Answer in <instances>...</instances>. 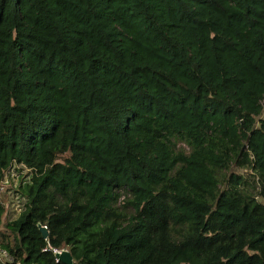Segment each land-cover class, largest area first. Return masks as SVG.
<instances>
[{
	"label": "trees",
	"instance_id": "obj_1",
	"mask_svg": "<svg viewBox=\"0 0 264 264\" xmlns=\"http://www.w3.org/2000/svg\"><path fill=\"white\" fill-rule=\"evenodd\" d=\"M263 97L264 0H0V249L264 264Z\"/></svg>",
	"mask_w": 264,
	"mask_h": 264
},
{
	"label": "rangeland",
	"instance_id": "obj_2",
	"mask_svg": "<svg viewBox=\"0 0 264 264\" xmlns=\"http://www.w3.org/2000/svg\"><path fill=\"white\" fill-rule=\"evenodd\" d=\"M17 168V169H16ZM236 171L239 168L233 167ZM29 171L25 167H19V165H11L4 171L3 180L0 187V199L2 200L5 212L4 219H10L17 215L22 205V198H19L17 192L14 190L20 179H24L28 176ZM22 175V176H21ZM21 177V178H20ZM124 197L121 194L119 201ZM64 248H58L56 250H63ZM11 258L7 255L5 258H0V264H10Z\"/></svg>",
	"mask_w": 264,
	"mask_h": 264
},
{
	"label": "water",
	"instance_id": "obj_3",
	"mask_svg": "<svg viewBox=\"0 0 264 264\" xmlns=\"http://www.w3.org/2000/svg\"><path fill=\"white\" fill-rule=\"evenodd\" d=\"M245 146V144L242 145V148ZM41 232L43 235H45V231L43 230V226H41ZM56 257L57 258H61L62 260L66 261L67 263L71 262V257L70 255L67 253L66 250H60L58 252H56Z\"/></svg>",
	"mask_w": 264,
	"mask_h": 264
},
{
	"label": "built area",
	"instance_id": "obj_4",
	"mask_svg": "<svg viewBox=\"0 0 264 264\" xmlns=\"http://www.w3.org/2000/svg\"><path fill=\"white\" fill-rule=\"evenodd\" d=\"M259 102H260L261 106H264V97L261 98ZM53 250L56 251V252L60 251V250H56L54 248H53ZM6 256H7V254H6L5 250L4 249H0V258L1 257H4L5 258Z\"/></svg>",
	"mask_w": 264,
	"mask_h": 264
},
{
	"label": "clouds",
	"instance_id": "obj_5",
	"mask_svg": "<svg viewBox=\"0 0 264 264\" xmlns=\"http://www.w3.org/2000/svg\"><path fill=\"white\" fill-rule=\"evenodd\" d=\"M64 250V249H63Z\"/></svg>",
	"mask_w": 264,
	"mask_h": 264
}]
</instances>
